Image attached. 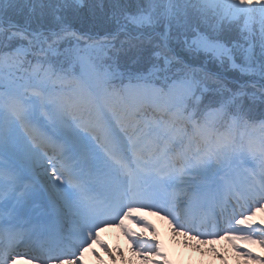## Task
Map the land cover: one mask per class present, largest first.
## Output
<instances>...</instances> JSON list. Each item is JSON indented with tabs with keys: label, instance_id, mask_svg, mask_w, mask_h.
Wrapping results in <instances>:
<instances>
[{
	"label": "snow or ice",
	"instance_id": "1",
	"mask_svg": "<svg viewBox=\"0 0 264 264\" xmlns=\"http://www.w3.org/2000/svg\"><path fill=\"white\" fill-rule=\"evenodd\" d=\"M146 209L264 245V0H0V264Z\"/></svg>",
	"mask_w": 264,
	"mask_h": 264
},
{
	"label": "bare ground",
	"instance_id": "2",
	"mask_svg": "<svg viewBox=\"0 0 264 264\" xmlns=\"http://www.w3.org/2000/svg\"><path fill=\"white\" fill-rule=\"evenodd\" d=\"M133 217H138L145 222L147 221V223L153 226L154 231L150 229V231L143 232L142 229L141 231L144 235L138 233L135 223L139 222L137 219L133 218H128L123 221L125 228L130 231L134 230V233L144 239L158 242L162 255L142 253L135 250L134 246L129 247L125 241L124 229L117 226H110L103 228L99 238L91 242L90 250H93V252L88 253V255L82 259L84 264H167L165 261L166 259L175 260L177 263L182 256H186L187 254L192 255L191 260H186L187 264H246L242 254L235 251L239 249L235 244V240L220 247L215 246V244L212 246L206 242L197 243V241L191 240L193 238L184 236L183 232L180 230L173 233L172 230L174 227H169L165 223L167 222L165 219L168 217H164V213H152L149 209L134 212ZM252 218V220L256 222L264 221V211L258 210ZM158 233H160V236ZM258 242L259 240L256 241L254 237L252 238V243L257 246L255 253L258 255V259L264 261V248H262ZM102 244L107 245L108 250L106 252L100 249ZM109 251H111V256L109 255ZM112 257L115 258L113 259ZM145 257H147V259H145ZM221 258L224 259L221 260ZM254 263L260 264L259 261ZM17 264L28 263L25 260H19Z\"/></svg>",
	"mask_w": 264,
	"mask_h": 264
},
{
	"label": "rangeland",
	"instance_id": "3",
	"mask_svg": "<svg viewBox=\"0 0 264 264\" xmlns=\"http://www.w3.org/2000/svg\"><path fill=\"white\" fill-rule=\"evenodd\" d=\"M167 221V220H166ZM166 223V225L167 226H169V227H175L173 230H172V232L174 233V232H176L177 230H181L180 228H177V226H176V224L174 223V222H170V221H167V222H165ZM261 225L262 226H264V221H262V223H261ZM146 227V226H145ZM143 229H145V228H143ZM183 231V234H184V236H188V237H192L194 240L196 239L197 240V243L198 242H202V243H204V242H206V243H208V244H211L212 246L215 244V246H222V244L223 245H226V244H229L230 243V239H228V238H224V236H221L222 234H220L219 235V237L218 238H213V237H211V236H203V235H201V236H199V237H197L196 236V234L195 235H193L192 233H190V232H187V231H185V230H182ZM186 232H187V234H186ZM159 234V236H160V233H158ZM195 237V238H194ZM256 238L260 241V239H261V237H259V236H256ZM257 239H256V241H257ZM183 240V239H182ZM192 240V239H191ZM255 240V239H254ZM197 243H195V244H197ZM127 244H128V246L130 247V246H133L134 244H133V242H132V240H128V242H127ZM238 244H239V246H238V250H235L236 252H238V253H240V254H242V256H243V259H245V263L246 264H255L254 262H257V261H259V263L260 264H264V261L263 260H260V259H257V257H258V255H254V256H251V257H249V256H246V255H244L243 253H245L246 251L248 252V250H251L252 252H255V249L257 248V246L256 245H254L253 243H252V239L251 240H238ZM258 244L262 247V248H264V245H261L260 244V242H258ZM92 249V248H91ZM100 249L102 250L103 249V251L104 252H106L107 250L104 248V247H100ZM241 249V251H239ZM212 251H213V249H212ZM90 252H93V250H90V247L89 248H87L85 251H84V253H83V256L82 257H80V260H81V264H83V258L84 257H86L87 255H88V253H90ZM135 253V252H134ZM218 256V255H217ZM220 256V255H219ZM185 257H186V259H185ZM191 258H192V255H190V254H187L186 256H182L179 260H178V262L176 263L175 262V260L172 262V261H170V264H187V262H186V260L188 259V260H191ZM219 258V257H218ZM259 258V257H258ZM224 259V258H223ZM222 258H221V260H223ZM254 261V262H253ZM191 264H196V263H191Z\"/></svg>",
	"mask_w": 264,
	"mask_h": 264
}]
</instances>
